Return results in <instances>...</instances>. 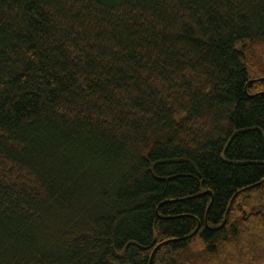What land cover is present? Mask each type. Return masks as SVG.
Returning <instances> with one entry per match:
<instances>
[{
  "label": "trees",
  "instance_id": "obj_1",
  "mask_svg": "<svg viewBox=\"0 0 264 264\" xmlns=\"http://www.w3.org/2000/svg\"><path fill=\"white\" fill-rule=\"evenodd\" d=\"M0 264H264V0H0Z\"/></svg>",
  "mask_w": 264,
  "mask_h": 264
}]
</instances>
